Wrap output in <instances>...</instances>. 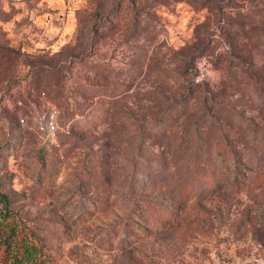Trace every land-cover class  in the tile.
Instances as JSON below:
<instances>
[{
	"label": "rangeland",
	"instance_id": "374dc122",
	"mask_svg": "<svg viewBox=\"0 0 264 264\" xmlns=\"http://www.w3.org/2000/svg\"><path fill=\"white\" fill-rule=\"evenodd\" d=\"M261 8L0 0V239L42 264H264V36L230 29Z\"/></svg>",
	"mask_w": 264,
	"mask_h": 264
},
{
	"label": "trees",
	"instance_id": "16d2710c",
	"mask_svg": "<svg viewBox=\"0 0 264 264\" xmlns=\"http://www.w3.org/2000/svg\"><path fill=\"white\" fill-rule=\"evenodd\" d=\"M231 1L232 0H227V3H230ZM219 3H223V2L220 1ZM206 6L208 7V5H206ZM219 6L220 5H216V8L218 9V14L221 15L223 13V9H220ZM261 9L262 10H259V12L255 13L256 17L259 20L264 18V8H261ZM243 24L244 23L241 21H235L233 23V25L230 26V29L232 28L231 31H233V33H237V31H239V29H241L242 35H246L245 37H248V38L251 37V39H253L254 36H256V37L257 36L261 37V35L264 36V28L256 30L255 26H252L251 29H253V30L246 32L242 28ZM252 25H254V24H252ZM228 37H231V36L228 35ZM197 39H198V41H201V38L200 37L198 38V36H197ZM207 40H208V44L202 41V43H201L202 49H205L207 47V45H209V42H212V39L209 37L206 39V41ZM190 63H191L190 57L185 55V57H183V64H186V66L188 67V65ZM261 71H263V68L259 67L256 69L255 72H261ZM249 78L252 79V77H249ZM255 83H256V85L259 83L258 78L255 81ZM189 90L192 91L193 89L190 88ZM222 91H220V92L217 91V93H214L213 95H215V96L220 95L222 93ZM258 93L264 99V89H261L260 92H258ZM203 109L204 110L202 111V114L200 115V117H202V118L206 114H210V112L212 111V107L208 106L207 102L204 104ZM217 145H219V144L217 143ZM232 152H231V150H228L226 153V150L221 148V146H219V149L216 150L217 155L221 156V160H222L223 164L228 162L229 155L230 156L232 154L234 155L235 161H234L233 165L235 164V166L232 168V170L235 171V175H237L238 166H242V164H241L242 154L238 150L232 151ZM233 165H231L230 167H232ZM234 178H235V181H234L235 184L238 185V180H237L236 176ZM0 199L3 202L4 206H6L9 202V198L5 194H0ZM8 217H10L9 212L4 210V213L0 214V223L4 220L6 221L8 219ZM16 229H17V226H11L9 232L4 234L3 238L0 239V249H2L6 253L5 258H7L9 260V264H42V263H44V252L42 250V246H37L36 244H34L31 241H26V242L21 241L20 242L17 239L15 240L14 239V233H15Z\"/></svg>",
	"mask_w": 264,
	"mask_h": 264
},
{
	"label": "built area",
	"instance_id": "2783aa9c",
	"mask_svg": "<svg viewBox=\"0 0 264 264\" xmlns=\"http://www.w3.org/2000/svg\"><path fill=\"white\" fill-rule=\"evenodd\" d=\"M49 127H50L51 129H54L55 126H54V124L51 123Z\"/></svg>",
	"mask_w": 264,
	"mask_h": 264
}]
</instances>
